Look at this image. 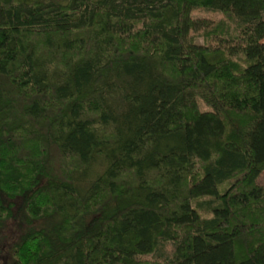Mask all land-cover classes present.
I'll return each instance as SVG.
<instances>
[{"label": "trees", "instance_id": "1", "mask_svg": "<svg viewBox=\"0 0 264 264\" xmlns=\"http://www.w3.org/2000/svg\"><path fill=\"white\" fill-rule=\"evenodd\" d=\"M263 170L264 0H0L7 264H264Z\"/></svg>", "mask_w": 264, "mask_h": 264}, {"label": "rangeland", "instance_id": "2", "mask_svg": "<svg viewBox=\"0 0 264 264\" xmlns=\"http://www.w3.org/2000/svg\"><path fill=\"white\" fill-rule=\"evenodd\" d=\"M198 106L200 110L206 109L205 105L198 101ZM257 183L259 185H264V170L257 178ZM21 229L17 226L16 222H8L5 229L0 234V264H7L6 260V251L7 247L13 243V241L17 240L19 235L21 234Z\"/></svg>", "mask_w": 264, "mask_h": 264}]
</instances>
